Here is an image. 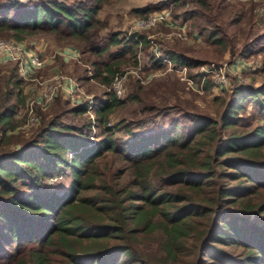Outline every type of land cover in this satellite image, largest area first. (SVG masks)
Masks as SVG:
<instances>
[{
	"label": "trees",
	"instance_id": "16d2710c",
	"mask_svg": "<svg viewBox=\"0 0 264 264\" xmlns=\"http://www.w3.org/2000/svg\"><path fill=\"white\" fill-rule=\"evenodd\" d=\"M108 1L35 0L30 7L0 0V37L26 43V37L47 32L75 39L80 57L92 64L91 78L109 86L125 71L121 58L135 57L138 44L146 49L150 43L141 33L103 32L98 13ZM222 1L160 0L135 13L169 8L167 28L177 27L182 16L195 19L193 26L228 49L231 59L243 58L264 34L241 27V39L229 35L220 18ZM230 1L248 3L250 23L258 2ZM188 2L194 7L173 14ZM240 15L227 24L241 21ZM160 52L194 69L192 77L204 63L163 46ZM148 59L164 64L151 52ZM12 64L9 73L0 72V264H264V81L233 84L217 96L221 110L215 116L152 105L149 115L180 114L151 132L135 133L127 125L132 137L124 141L114 137L124 126L109 117L124 100L111 90L93 96V119L89 101L74 104L58 94L48 108L62 106L52 114L38 109L39 122L24 136L17 126L25 119L19 113L27 96ZM212 84L208 77L204 89ZM249 103L257 111L241 114ZM69 115L85 121L63 120ZM108 153L110 165L102 162ZM64 176L70 178L67 188L53 190Z\"/></svg>",
	"mask_w": 264,
	"mask_h": 264
},
{
	"label": "rangeland",
	"instance_id": "374dc122",
	"mask_svg": "<svg viewBox=\"0 0 264 264\" xmlns=\"http://www.w3.org/2000/svg\"><path fill=\"white\" fill-rule=\"evenodd\" d=\"M20 1L23 4L30 5V7L35 3V0ZM158 1L160 0H109L101 7L98 13V17L106 23V27L102 30L103 32L114 30L119 31L123 35H129V31H132L135 34L141 33L146 35V38L150 43L146 49L143 48L142 44H138L134 50L135 57L132 55L129 57L128 55L121 58L122 63L119 65L120 69L129 71L130 73L132 72V74L135 75L134 78L139 79L141 84L135 81L134 78L128 76L125 84V95L121 98L124 100V103L116 108L109 116L111 122H120V125L124 126L114 134V137L118 141L131 139L132 136L128 133L127 127H125L127 125L129 126L132 124V131L135 133L151 132L160 128V126H168L170 120L180 114L173 111L169 116H161L151 113V115H149L148 109L152 105H155L160 109L174 107H181L183 109L193 108L197 111L215 116L221 110V105L217 101V96L226 95L225 93L231 89L233 84L251 83L258 85L264 81V38L256 44H253L250 47L251 52L244 55L243 58L231 59L232 57L230 56V51H228V49L225 50L220 45L212 42L206 34L207 31L201 33L193 26L195 24V19H184L182 16L180 19H177L179 25L175 28L169 29L164 23H161L153 28H143L135 31L134 24L137 18L143 17L138 16L135 13V9L143 8L151 4L155 5ZM222 2V6H220L222 15L220 18L221 21L226 22L223 25L229 35L235 34L238 41L241 39L239 34V28L241 27L247 29V32L250 31L253 35L258 33L264 34V11L260 12L257 9L260 6V3L256 2L257 6L256 9L253 10L255 15L251 21L252 23H248V17L251 15L248 3L244 2L246 4H240L231 2L230 0H224ZM193 7L194 5L192 2H188L185 6L179 5L174 8L173 14H183V12ZM239 8H242V10H239ZM165 9H168L170 16H172L170 13L171 10L169 8ZM238 14H242V16L240 15L239 17V20L241 21L227 24V22H231L233 18L237 20ZM182 26L183 28L180 29L179 27ZM181 31H184L187 34V38L179 35ZM24 41L33 49L35 48L41 51V48H43V51L46 53L45 56H50L55 50L69 46L81 50V46L77 40L65 37L60 38L47 32L35 33L26 37ZM153 42H155L160 48L163 46L164 49L174 50L190 59L202 63L204 62L202 65L214 63L218 67H222L224 74L229 77V85L226 87H218L215 83L214 77L210 76L212 82L214 81L212 89L205 90L203 84L202 89L198 90L187 82V78L192 77L191 74L194 73V69H190L186 66L187 68L184 70L181 66L179 67L173 62L172 66L165 64L166 62L161 67L153 66L148 59V53L152 51L151 47L153 46ZM238 47H240V44ZM135 58H137V63ZM11 68H13L12 62L0 63L1 73H9ZM198 68L195 73L198 71ZM56 71L72 75L78 79L84 75L88 76L90 78L89 80H79L83 89L93 96L96 95L101 97L108 91V86L91 78L93 67L90 61H86V55L80 57L79 60H64L60 56H56L49 61L47 67L42 70L40 74L48 76ZM192 78L197 79L196 76ZM22 87V94L27 96V98L25 104L20 108L21 111L19 116H26L27 103L37 90H35L36 87L33 82H27L25 80L22 82ZM135 93L139 96V99H130V94ZM61 106L62 104H60L59 107L55 104L54 106L45 109L46 111H41L52 114ZM257 109L258 108L253 103H249L246 110L241 114L250 115L255 113ZM83 118L84 117L82 116L69 115L63 117V120L82 126L85 121V118ZM35 127L36 125L27 130L24 133V136H29ZM99 132L100 130L98 129L96 135L99 134ZM98 137L103 138V135L99 134ZM112 158L113 157L108 153V156L104 158L102 162L110 165L113 163ZM118 164L120 163H114L112 166L115 167ZM57 178L58 181L56 184L54 179H50L51 183L55 184L52 189L60 191L67 188L70 178L67 176Z\"/></svg>",
	"mask_w": 264,
	"mask_h": 264
},
{
	"label": "built area",
	"instance_id": "2783aa9c",
	"mask_svg": "<svg viewBox=\"0 0 264 264\" xmlns=\"http://www.w3.org/2000/svg\"><path fill=\"white\" fill-rule=\"evenodd\" d=\"M237 1L258 2L260 3V6L257 9L260 12L264 11V0ZM161 23H164L165 25L171 23L168 9L164 8L160 11L152 12L147 16L137 18L134 24V30L153 28ZM179 28L181 29L183 26ZM129 35L133 37L136 36V34L132 31H129ZM179 35L187 38V34L184 31H181ZM151 48V53L158 60L164 63L166 62L165 64H168V66L173 65L171 60L162 56L160 48L155 42H153V46ZM56 56H60L64 60H79L80 52L76 47L69 46L63 49L55 50L50 56H45L37 49L29 47L22 41L15 40L13 38H0V63H16L21 77L27 82H33L36 87L35 90H37L27 103L26 116L24 121L17 126L18 130L27 131L32 126L36 125L40 119L38 109H47L58 94H61L74 104L85 100L89 101L88 113L92 119L94 118V113L92 111L93 95L88 94L83 89V86L78 78L59 71H56L48 76L40 74V72L47 67L49 61ZM181 68L185 70L187 67L183 66ZM196 73L198 74L197 79L188 77L187 82L192 87H196L198 90L202 89L205 80L210 76L214 77L215 83L218 87H226L229 85V77L224 74L223 68L218 67L214 63L201 65ZM130 74H132V72H117L113 77L111 84L108 86V90H111L117 98H122L125 95L126 79Z\"/></svg>",
	"mask_w": 264,
	"mask_h": 264
},
{
	"label": "crops",
	"instance_id": "0c3cea01",
	"mask_svg": "<svg viewBox=\"0 0 264 264\" xmlns=\"http://www.w3.org/2000/svg\"><path fill=\"white\" fill-rule=\"evenodd\" d=\"M38 50V49H37ZM39 52H41V53H43L44 55L46 54L44 51H43V48H41V51L40 50H38ZM57 68V67H56ZM54 70H55V68H54Z\"/></svg>",
	"mask_w": 264,
	"mask_h": 264
}]
</instances>
